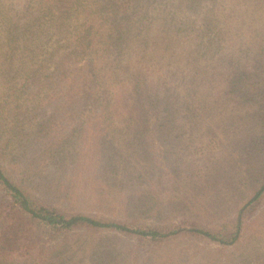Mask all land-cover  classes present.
<instances>
[{
	"label": "rangeland",
	"instance_id": "obj_1",
	"mask_svg": "<svg viewBox=\"0 0 264 264\" xmlns=\"http://www.w3.org/2000/svg\"><path fill=\"white\" fill-rule=\"evenodd\" d=\"M152 1L151 5V0H147L141 11L130 15L129 22L134 25V32L148 35L151 43L161 38L162 33L173 32L176 35V32L186 31L184 43L180 45L178 42L177 47L216 43L219 49L213 54L214 62L205 71L207 75L218 73V69L224 73L220 79L218 75V80H213L215 94H223L230 78L231 83L239 82L238 89L230 92L228 99H221L223 103L218 111H209L206 116V85L201 81V71L196 72L194 64V59L203 56L187 51L190 62H181L180 58L173 62L164 61L161 55L167 50L156 41L150 45L157 46L151 57L130 59L132 69L139 71L152 88L159 89L156 92L148 88L155 95L149 98L151 103L155 99L153 111L165 124L149 129L142 118L143 114L146 118L145 109L141 106L145 101L132 84L130 70L122 74V64L125 69L130 60L123 59L119 64L114 55L109 56L106 73L113 74L112 66L114 63L117 65L114 67V79H110L114 81L106 80L103 95L112 101L113 107L116 100V107L121 105V110L114 112L117 126L113 124L107 131V138H110L109 142L103 143L106 149L98 146V130H83L82 126L75 139L76 153L97 155L96 152L103 148L106 150L104 157L107 156L104 160L112 158L124 166L121 174L138 176L142 172V175L133 185L126 181L120 192H109L94 178L98 175L76 174V185L68 182L72 179L68 170L60 174L56 169L48 173L46 184L40 186L39 193H45L65 212L84 211L159 229L172 226L186 228L192 224L212 229L218 224L233 222L238 209L264 179V0H214L215 13L221 22L217 27L214 25L211 31L212 34L215 32L214 35L205 36L198 42L194 29L201 22L200 9L187 13L177 8L178 0ZM20 2L0 0L1 7H7V10L11 4L18 6ZM207 5L204 1L202 13L207 10ZM252 7L255 8L253 16L248 14ZM172 14L176 17V24H164V19ZM141 15L143 18H138ZM72 23L75 24L74 21ZM70 30L69 27L66 31ZM41 32L37 29L28 36L30 45L50 50L58 44V57L63 53L70 55L67 48L70 40L65 41L63 34L60 36L53 30L45 34ZM134 39L138 50L143 49L141 40L135 36ZM219 53H233V59L225 60L219 57ZM78 57L81 59L74 60L73 56H68L66 65L83 66L85 56L81 52ZM222 65L224 69L232 66L231 73H226ZM174 78L177 82L171 81ZM75 80L80 88H92L85 76V67L77 70ZM194 113L205 120L198 128L188 118ZM31 137L32 133L24 135L25 140L17 142L13 150H22ZM111 152L113 156L110 157ZM57 182L60 185L71 183L72 188L67 187L61 192ZM103 189V195H96ZM135 193L142 194L136 209L123 211L117 207L120 197H124L123 203L127 198L125 208L129 207V199ZM3 195L0 189V197ZM253 205L243 225L246 233L244 230L235 244H223L184 232L162 240L151 239L102 227H77L63 233H52L36 221H30L27 236L28 244L34 250L33 256L17 255L20 261L14 263L264 264V192ZM127 210L132 213V218H137L132 220L125 216Z\"/></svg>",
	"mask_w": 264,
	"mask_h": 264
},
{
	"label": "trees",
	"instance_id": "obj_2",
	"mask_svg": "<svg viewBox=\"0 0 264 264\" xmlns=\"http://www.w3.org/2000/svg\"><path fill=\"white\" fill-rule=\"evenodd\" d=\"M204 1L208 5L207 10L202 13ZM146 2L147 0H21L18 6L11 4L10 10H7V7L2 8L0 4V189L4 192L0 197V264H16L14 262L20 261L16 258L17 255H24L27 258L33 256L34 250L28 244L27 236L30 221H36L38 225L44 226L52 233H63L77 227H102L162 240L184 232L223 244H235L242 237L244 230L246 233L243 225L254 208L253 203L257 202L264 192V179L254 190L253 195L238 209L237 218L233 222L218 224L212 229L194 224L186 228L172 226L159 229L156 226L138 225L136 222L103 218L84 211L65 212L45 193H39L40 186L46 184L48 173L56 169L61 172L60 174L68 170L72 177L68 182L74 184L78 177L76 174L98 175L99 177L94 178L109 192H120L126 181L133 185V182L142 175V172H139L138 176L121 174V168H124L121 163L112 158L103 159L107 157H104L106 145L103 143L109 142L110 138V136L107 138L109 135L107 131L113 124L117 126L114 122V112L121 110V105L118 104V107L115 105L117 100L113 107L112 101L103 95L106 80L114 81L110 79H114V67L117 65L114 63L112 66L113 74L106 73V59L109 56L114 55L119 64L123 59L128 61L135 57H151L157 46L150 45L156 44V41L167 50L166 54L161 55L164 61L168 59L173 62L175 58H180L179 61L188 62L191 57H187V51L203 56L208 61L203 58L194 59V64L196 72L201 71V81L206 85L204 92V100L208 105L204 113L206 116L209 111H218L223 103L221 99H228L230 92L238 89L239 82L231 83L230 78L227 83L229 86L224 89L223 94H215L213 87L216 84L213 86V80L215 78L218 80V75L220 79L224 73L218 69L219 74L212 72L207 75L205 71L211 67L210 63L214 62L213 54L219 49L216 43L208 46L196 43L194 47H177L178 42L180 45L184 43L186 31L180 34L176 32V35L173 32L162 33L161 38L151 43L148 35L134 32V25L129 22L130 15H136L137 11H141ZM152 2L151 0V5ZM214 2L178 0L177 8L187 13H194L200 9L201 22L198 28L194 29V33L198 35L197 42L205 36L214 35L215 32L211 33L214 25L217 27V23L221 22L215 13ZM254 10L252 7L248 14L253 16ZM138 18H143V15ZM175 18L172 14L166 17L163 23L176 24ZM69 27L71 30L66 31ZM37 29H41V33L44 34L51 30L60 36L63 34L62 38L65 41L70 40L67 44L70 55L63 53L58 57L56 55L58 44L50 50L30 45L28 36ZM134 36L141 40L143 49L138 50ZM81 52L85 56L84 65L68 67L66 58L73 56L74 60L81 59L78 57ZM231 54L219 53V57L225 60L233 59V53ZM132 65V60L126 63L125 69L122 64V74L126 73L125 70H130L132 84L138 94H141L139 97L145 101L141 106L145 109L146 118L144 114L142 118L148 123L149 129H157L165 122L157 118L156 111H153L156 106L155 99L153 98L152 103L150 100L155 95L150 93L148 88L156 92L159 89L152 88L146 83L139 75V71L132 69ZM80 67H85V76L92 88L77 86L75 77ZM222 67L224 69V65ZM231 68L232 66L225 68L224 71L230 74ZM171 81L177 82V78ZM196 82L194 80L195 84ZM188 118L195 128L202 126V122L205 121L196 113ZM82 126L83 130L85 128L98 130L100 135L98 146L105 149H99L97 155L76 153L75 139L76 135H80ZM28 133H32L28 143L26 141L22 150L14 151V145L25 140L23 136ZM111 155L113 156V152L109 156ZM128 171L131 172L129 169ZM56 184L61 192L67 187L72 188L71 183ZM103 194L104 189L96 195ZM122 198L124 197L119 198L117 207L123 211L130 208L134 210L142 199V194H133L127 208L125 206L128 200L125 198L123 203ZM128 210L124 215L132 220L136 219L137 217H131L132 213ZM45 263L46 261L41 264Z\"/></svg>",
	"mask_w": 264,
	"mask_h": 264
}]
</instances>
